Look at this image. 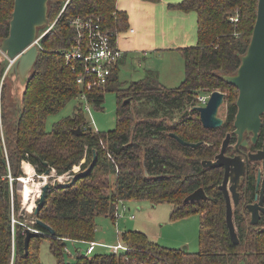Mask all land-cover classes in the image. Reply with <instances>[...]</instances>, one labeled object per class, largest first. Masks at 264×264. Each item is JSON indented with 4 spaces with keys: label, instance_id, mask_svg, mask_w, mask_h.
<instances>
[{
    "label": "trees",
    "instance_id": "16d2710c",
    "mask_svg": "<svg viewBox=\"0 0 264 264\" xmlns=\"http://www.w3.org/2000/svg\"><path fill=\"white\" fill-rule=\"evenodd\" d=\"M257 3L258 0L170 3L171 7L195 11L197 15L196 43L178 47L184 62L182 82L167 88L150 69L124 87L115 64L106 85L88 91L95 107H100L104 90L113 88L118 94L116 127L100 132L89 125L81 103L72 114L54 121L50 129L46 128V118L82 90L76 81L79 65L67 63L64 57V50L78 35L71 20L91 18L116 38L128 27L127 12L117 7L116 0L48 1L49 22L38 32L52 25L39 39L38 55L18 102H11L7 96L8 58L0 52V264H42L39 245L43 238L49 239L55 264H238L241 260L244 264H264V214L252 224L247 211L234 208L239 242L233 243L225 221L224 196L217 186L223 168L201 165L202 159L213 158L225 133L233 128L238 90L221 75L236 71L250 41ZM13 5L14 0H0V41L8 34ZM214 89L225 93L226 114L219 127L207 128L195 108L196 96ZM261 118L253 150L261 146L264 138V113ZM77 126L82 133L73 132ZM170 132L187 141L202 142L197 146L183 145ZM94 154L95 162L88 174L76 177L67 186L50 183L44 203L32 215L48 223L55 233L51 235L32 221L39 232L30 238L25 252L27 224L18 214L17 190L18 177L24 174L22 161L31 163L38 174L50 168L58 175H74L72 168L78 164L79 170L85 169ZM248 175L246 200L251 202L255 174L250 171ZM199 186L206 197L184 200ZM142 198L171 203L174 215L199 214L198 250L169 248L141 230L129 229L120 235L125 249L90 254L77 250L73 262L65 259L68 240H94L98 214L113 217L119 200ZM12 215H17L14 223Z\"/></svg>",
    "mask_w": 264,
    "mask_h": 264
},
{
    "label": "water",
    "instance_id": "95a60500",
    "mask_svg": "<svg viewBox=\"0 0 264 264\" xmlns=\"http://www.w3.org/2000/svg\"><path fill=\"white\" fill-rule=\"evenodd\" d=\"M49 0H14L11 17L9 19L8 34L0 41V52L9 60L5 74L14 76L22 83L27 80L33 64L38 55V44L36 43L38 28L48 24L47 8ZM221 78L234 85L237 90L236 105L237 111L233 121V132L237 135L235 143L236 153L227 155L225 149L229 143L230 132H227L222 140L219 151L213 158H204L201 165L204 168L223 166L224 175L218 188L223 192L225 198V221L229 236L233 243H238L236 227L233 219V208L239 204L240 194L237 189L243 177L249 161L262 160V181L258 200L246 205L249 212L250 222L256 224L264 214V143L262 148L248 153H242L240 146L247 145L248 141L245 133L251 134L250 138L256 141L261 125L262 114L264 113V0H258L257 14L252 29L250 41L246 51L240 56V63L234 73H225ZM225 93L219 89L212 90L209 98L204 105H197L199 117L202 125L207 128L219 127L223 118L218 115L219 106L224 101ZM75 134L82 133L80 126L73 129ZM180 144L197 146L202 141H187L174 132H170ZM95 162V154L91 163L82 170H78L71 179L60 182L67 186L76 177L84 176L89 173ZM53 174V169L47 168L44 175ZM261 179V172L257 175V184ZM50 182L44 180L40 186L39 195L33 205V213L36 214L39 207L44 203V197ZM206 197L202 186L197 187L188 193L184 200L201 199ZM41 227L49 231L51 235L54 229L45 221L35 218ZM39 232L38 229L26 226L24 237L25 252L28 250L30 238ZM183 249H187L185 246Z\"/></svg>",
    "mask_w": 264,
    "mask_h": 264
},
{
    "label": "rangeland",
    "instance_id": "374dc122",
    "mask_svg": "<svg viewBox=\"0 0 264 264\" xmlns=\"http://www.w3.org/2000/svg\"><path fill=\"white\" fill-rule=\"evenodd\" d=\"M170 3L174 2H168V8L181 10L169 6ZM196 41L197 37L195 33V39L191 44H195ZM166 44H168V41H160V43L158 41V44L154 45L155 47H162L163 49L161 50H155L152 48L128 51L123 63L119 65L117 74L118 79L122 81L123 86L125 87L129 82L142 78L146 75L147 71L151 69L156 72L157 80L163 86L167 88L177 87L185 76L183 58L177 45L172 48L167 47ZM6 83L7 96L10 101H20L24 83L13 75H6ZM80 102L86 101H83L79 97H74L55 113L49 114L46 118V128L50 129L54 121L63 116L72 114L75 107L80 105ZM87 103L90 106V110L83 109V113L86 120L90 122L94 129L100 132H106L116 127L118 94L115 89L109 88L104 90V98L100 107H95L94 104L90 102ZM225 111L226 98L224 97V102L219 106L218 115L224 118ZM73 169L78 171L80 167L77 164ZM75 170H73V172H75ZM25 174L26 173L24 172L21 176H24ZM71 176V173L58 175L55 173V170H53V174L47 176L44 175V173H36L34 168L31 181L36 185L39 184L40 190V186L44 180H47L50 183L65 182L68 181ZM110 180L112 182L113 176L110 177ZM22 188L23 184L18 178L17 190L20 198V209L18 214L24 216V224L34 227L31 225V222L34 220L32 211L33 205L38 199L39 190H34V192L31 193L32 202L25 203L23 200ZM126 205L128 209L120 217H114V214H112L113 217L104 214H98L96 216L94 241L99 244L94 246L95 249L92 252L110 251L112 250L110 246L117 244L119 241L125 245L120 239V235L122 232L129 229H137L145 233L148 231L150 235L154 237V240L169 248H184L186 246L189 251L198 250L200 227L199 214L190 212L182 213V215H174L171 203L166 201L153 203L148 198L126 200ZM130 213H134L135 216L130 217ZM14 217L16 220L17 215ZM88 244L89 242L68 240L65 247V259L68 262H73L77 250H80L85 254ZM39 254L42 264H55V257L49 249V239H42L39 245ZM238 264H244V262L241 260Z\"/></svg>",
    "mask_w": 264,
    "mask_h": 264
},
{
    "label": "built area",
    "instance_id": "2783aa9c",
    "mask_svg": "<svg viewBox=\"0 0 264 264\" xmlns=\"http://www.w3.org/2000/svg\"><path fill=\"white\" fill-rule=\"evenodd\" d=\"M233 19L237 20V17H234ZM71 23L78 29V35L75 38V42L71 44L69 48L64 50V57L67 63H71L74 66H76V64L79 65L76 81L82 90L78 93V97L83 101H86L80 102V106L83 109L90 110V106L87 103L90 102L88 91L93 90L94 88H103L106 85L112 72V68L119 62L123 51L117 45V37L115 38L107 30H103L99 22H95L91 18L82 19L80 17H74L71 20ZM51 25L52 23L40 33L37 32V38L35 41L38 45L39 39L44 33H46ZM209 95L210 92L198 93L196 96V103L204 105L207 102ZM89 125H91L90 122ZM73 168L72 171L75 170ZM75 172L77 171L75 170ZM18 178L20 179V177ZM9 179L10 182H12V177L10 175ZM127 209L126 200H119L114 211V217L122 216ZM129 215L130 217L135 216L134 213H130ZM11 220L13 223L16 221L13 215ZM96 244L99 243L90 240L85 253H92L93 247ZM110 247L112 248V251L126 248L121 241ZM10 264H12V261Z\"/></svg>",
    "mask_w": 264,
    "mask_h": 264
},
{
    "label": "crops",
    "instance_id": "0c3cea01",
    "mask_svg": "<svg viewBox=\"0 0 264 264\" xmlns=\"http://www.w3.org/2000/svg\"><path fill=\"white\" fill-rule=\"evenodd\" d=\"M177 1L180 0H116L117 7L125 10L128 16V27L119 32L117 36V45L123 51L118 62V68L123 63L128 51L163 49L154 46L158 44V41L159 43L160 41H168L167 47L172 48L176 45L177 48L193 45L191 43L195 39V33L197 37L196 12H185L167 7L168 2ZM24 162H22V168L26 173ZM30 165L33 172L34 166L31 163ZM146 233L154 238L148 231Z\"/></svg>",
    "mask_w": 264,
    "mask_h": 264
},
{
    "label": "flooded vegetation",
    "instance_id": "af4514ba",
    "mask_svg": "<svg viewBox=\"0 0 264 264\" xmlns=\"http://www.w3.org/2000/svg\"><path fill=\"white\" fill-rule=\"evenodd\" d=\"M224 102V101H223ZM197 105H199V104H195V106H197ZM188 111V109H186V111L185 112H187ZM225 114H226V112H225ZM224 119H225V117L223 118V121H224ZM223 123V122H222ZM202 124V123H201ZM262 126V125H261ZM233 129H234V126H233V128L231 129V130H228L227 132H230V138H229V143H228V145H227V147H226V149H225V153L227 154V155H234L235 153H236V150H235V143H236V141H237V135L233 132ZM261 129V128H260ZM226 132V133H227ZM226 133H225V135H226ZM225 135H224V137H225ZM245 135V137H246V139H247V141H248V144L247 145H243V146H240V148H241V152L244 154V153H248L249 151H252V152H254V151H256V150H258V149H260V148H262V146H263V143H264V138H263V141H262V144H261V146L260 147H256L254 150L253 149H251V147H252V145H255L256 143H257V141H258V139H259V135H260V131H259V134H258V137H257V139H256V141H252L251 140V138H250V136H251V134H247V133H245L244 134ZM223 137V138H224ZM223 138H222V140H223ZM222 140H221V143H222ZM233 141V142H232ZM221 143H220V146H221ZM219 149H220V147H219ZM219 151V150H218ZM217 151V152H218ZM231 151H232V153H231ZM216 152V153H217ZM215 153V154H216ZM214 154V155H215ZM214 157V156H213ZM222 168H223V175H224V167L222 166ZM250 171H252L254 174H255V181H254V186H255V194H254V198H253V201H251V202H255V201H257L258 200V197H259V191H260V187H261V181H262V175H263V171H262V160H251V161H249L248 162V165H247V167H246V170H245V173H244V175H243V177L241 178V180H240V182H239V185H238V187H237V189H238V191H239V194H240V198H239V204L237 205V206H234V208H236V207H239L240 209H241V211L244 213V211H247V213H248V215H249V212H248V210H247V207H246V205L248 204V203H250V202H247V200H246V198L248 197V193H247V188H248V182H249V180H248V173H250ZM261 172V179H260V182H259V184H257V175H258V172ZM222 179H223V176H222ZM222 179H221V181H222ZM221 183V182H220ZM219 183V184H220ZM218 186V185H217ZM223 193V192H222ZM223 196H224V194H223ZM224 200H225V198H224ZM263 205H264V201H263ZM234 208H233V210H234ZM263 213H261V215H262ZM245 215H246V213H245ZM250 219V218H249Z\"/></svg>",
    "mask_w": 264,
    "mask_h": 264
},
{
    "label": "bare ground",
    "instance_id": "6f19581e",
    "mask_svg": "<svg viewBox=\"0 0 264 264\" xmlns=\"http://www.w3.org/2000/svg\"><path fill=\"white\" fill-rule=\"evenodd\" d=\"M24 170L26 171V174L24 176H20V180L23 184L22 188V195H23V200L25 203H29L30 201L32 202L31 198V193L34 192V190L38 191L39 190V184H35L34 182L31 181L32 179V166L30 163L27 161L24 162ZM30 206V205H29Z\"/></svg>",
    "mask_w": 264,
    "mask_h": 264
}]
</instances>
